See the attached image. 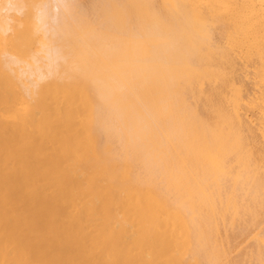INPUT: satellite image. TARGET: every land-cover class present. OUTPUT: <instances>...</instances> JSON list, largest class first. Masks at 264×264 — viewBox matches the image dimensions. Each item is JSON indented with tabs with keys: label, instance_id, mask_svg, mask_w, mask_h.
I'll use <instances>...</instances> for the list:
<instances>
[{
	"label": "bare ground",
	"instance_id": "obj_1",
	"mask_svg": "<svg viewBox=\"0 0 264 264\" xmlns=\"http://www.w3.org/2000/svg\"><path fill=\"white\" fill-rule=\"evenodd\" d=\"M0 264H264V0H0Z\"/></svg>",
	"mask_w": 264,
	"mask_h": 264
}]
</instances>
